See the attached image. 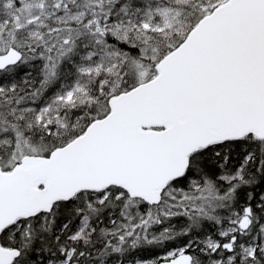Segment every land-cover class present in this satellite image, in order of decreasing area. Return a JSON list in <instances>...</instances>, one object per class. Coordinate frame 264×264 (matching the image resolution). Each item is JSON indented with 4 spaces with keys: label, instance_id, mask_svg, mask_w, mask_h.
I'll return each instance as SVG.
<instances>
[{
    "label": "snow or ice",
    "instance_id": "6c2138e0",
    "mask_svg": "<svg viewBox=\"0 0 264 264\" xmlns=\"http://www.w3.org/2000/svg\"><path fill=\"white\" fill-rule=\"evenodd\" d=\"M0 264H264V0H0Z\"/></svg>",
    "mask_w": 264,
    "mask_h": 264
}]
</instances>
